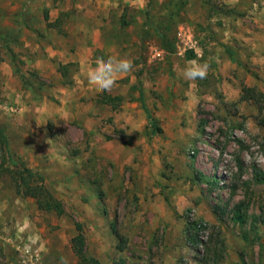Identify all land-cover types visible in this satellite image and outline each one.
I'll return each mask as SVG.
<instances>
[{
  "label": "rangeland",
  "instance_id": "rangeland-1",
  "mask_svg": "<svg viewBox=\"0 0 264 264\" xmlns=\"http://www.w3.org/2000/svg\"><path fill=\"white\" fill-rule=\"evenodd\" d=\"M0 129V264H264V0H0Z\"/></svg>",
  "mask_w": 264,
  "mask_h": 264
},
{
  "label": "clouds",
  "instance_id": "clouds-1",
  "mask_svg": "<svg viewBox=\"0 0 264 264\" xmlns=\"http://www.w3.org/2000/svg\"><path fill=\"white\" fill-rule=\"evenodd\" d=\"M133 68V61L127 58L97 57L95 67H90L87 71L88 85L98 94L109 92L116 85L118 77L131 72ZM209 69V64L192 59L187 62L183 75L189 81L202 80L207 77Z\"/></svg>",
  "mask_w": 264,
  "mask_h": 264
},
{
  "label": "trees",
  "instance_id": "trees-1",
  "mask_svg": "<svg viewBox=\"0 0 264 264\" xmlns=\"http://www.w3.org/2000/svg\"><path fill=\"white\" fill-rule=\"evenodd\" d=\"M0 138L3 142L6 140V135L2 129H0ZM23 174H19L16 180L17 191L22 192L24 195L33 197L37 201V205L40 209L51 210L58 215L63 213L61 202L55 199L52 194L44 187L41 176L36 175L29 169H23ZM255 177L257 181L264 182V175L255 170ZM34 178H37V183H31ZM235 218L241 221L242 215L237 211ZM78 233L72 239V248L75 255L78 257L80 264H100L97 259L87 257L84 254V238L82 232L77 228Z\"/></svg>",
  "mask_w": 264,
  "mask_h": 264
}]
</instances>
